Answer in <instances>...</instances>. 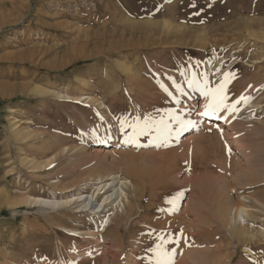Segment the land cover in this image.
Returning a JSON list of instances; mask_svg holds the SVG:
<instances>
[{
  "label": "rangeland",
  "instance_id": "obj_1",
  "mask_svg": "<svg viewBox=\"0 0 264 264\" xmlns=\"http://www.w3.org/2000/svg\"><path fill=\"white\" fill-rule=\"evenodd\" d=\"M263 30L264 0H0V264H264L220 215L264 232ZM100 163L138 182L76 212Z\"/></svg>",
  "mask_w": 264,
  "mask_h": 264
},
{
  "label": "bare ground",
  "instance_id": "obj_2",
  "mask_svg": "<svg viewBox=\"0 0 264 264\" xmlns=\"http://www.w3.org/2000/svg\"><path fill=\"white\" fill-rule=\"evenodd\" d=\"M101 3V2H100ZM170 6V5H169ZM175 7V6H174ZM173 7V8H174ZM177 7V6H176ZM170 8H172V7H170ZM172 8V9H173ZM254 8V7H253ZM30 10V9H29ZM103 10V9H102ZM175 9H173L172 10V12L173 13H177V11L175 12L174 11ZM177 10V9H176ZM129 11V10H128ZM132 11V10H131ZM165 11V10H164ZM167 11H168V9H167ZM251 11H253V10H251ZM130 13H132V12H130ZM178 13H179V11H178ZM159 14H160V12H159ZM163 14H164V12H163ZM173 17H174V14H173ZM129 18H130V16H129ZM129 18H127L128 20H129ZM178 18V17H177ZM185 18V17H184ZM149 19V18H148ZM179 19H181L180 17H179ZM179 19H177L178 21H179ZM143 20V19H142ZM176 19H174V21H175ZM182 20V19H181ZM103 21V20H102ZM153 21V20H152ZM170 21V20H169ZM185 21V20H184ZM192 21V20H191ZM173 22V21H172ZM183 22V21H182ZM176 23H177V21H176ZM120 28V27H119ZM167 29H168V27H167ZM122 30V29H121ZM139 30V29H138ZM264 31V30H263ZM262 31V32H263ZM114 32V31H113ZM257 33V32H256ZM126 35V34H125ZM133 35V32L131 33V36ZM143 37V36H142ZM191 37V36H190ZM132 38V37H131ZM188 38V37H187ZM155 39V38H154ZM176 42V41H175ZM123 43V42H122ZM137 43V42H136ZM128 44H130V42H128ZM129 47V46H128ZM129 72V71H128ZM150 88V87H149ZM36 92V91H35ZM145 99V98H144ZM206 126H216L217 125V123L215 122V118L214 117H211V118H207L206 120ZM211 130H212V128H211ZM215 132V131H214ZM216 133V132H215ZM215 136V135H214ZM212 134L211 135H206L205 136V138H207V140H206V143L209 145V147H212V149H213V147H215V146H217L220 142H218L219 141V139H218V141H216L215 140V138L216 137H214ZM217 136V135H216ZM219 137V136H218ZM223 138V137H222ZM217 139V138H216ZM92 141H94V146H100V145H102L103 143H105L106 141H105V139H103V138H95L94 140H92ZM221 141V140H220ZM191 143V142H190ZM223 145V144H222ZM190 147V149H191V146H189ZM197 148H201V147H197ZM208 148V147H207ZM216 148V147H215ZM226 148V147H225ZM194 149V148H193ZM196 150V149H195ZM202 150H203V146H202V149L199 151V153L200 154H202ZM219 150V149H218ZM190 151V150H189ZM221 151V150H220ZM242 151V150H241ZM191 153L193 152L192 150L190 151ZM213 154H214V157L218 160V165H221V164H225V162H224V159H223V157H222V155H220L219 153L218 154H216V151L213 149V152H212ZM221 153V152H220ZM188 154V153H187ZM190 154V153H189ZM244 154V153H243ZM183 155V154H182ZM246 155V154H245ZM249 154H247L246 156L248 157V169H252L253 167H255V166H257L258 165V163L255 165V161H253L252 162V159H251V157H249L248 156ZM180 157V156H179ZM178 157V158H179ZM228 157V156H227ZM181 158H182V156H181ZM181 158H180V160H181ZM262 158V157H261ZM264 158V157H263ZM212 159H213V157H212ZM247 159V158H246ZM105 161V158L103 159L102 158V161ZM171 160V159H170ZM176 160V159H175ZM180 160H179V162L178 163H180ZM192 160H193V158H192ZM191 160V162H189L190 164H191V167L193 168V161ZM264 160V159H263ZM107 161V160H106ZM114 161V160H113ZM178 161V160H177ZM182 161V160H181ZM257 161V160H256ZM262 161V160H261ZM111 163H112V160L110 161ZM121 162V161H120ZM212 162H214V161H212ZM177 163V164H178ZM102 163H100V164H97V165H94L93 166V168L90 170V172L87 174L89 177H91V176H96L97 177V179H98V181H97V184L95 185L96 186V188L95 189H97V191L95 192V196L93 197V195H88V194H86V195H82V196H80V197H78V199L80 200V202H79V206L77 207V211L76 212H80V213H84V212H90V213H93V214H95V213H98V212H102V211H104V209H106V210H108L107 209V205H115L116 203H120L122 200H123V198L125 199V200H127L128 198H127V189H128V185H132V187H135L133 184H135V183H137L138 181H128L127 179H128V177L126 178H122V177H120V176H118L117 174H113V173H108V175H107V178H103V176H104V174H102L101 173V171H102V165H101ZM108 164V163H107ZM106 164V165H107ZM151 164V163H150ZM175 164V163H174ZM103 165H105L104 164V162H103ZM118 165V164H117ZM173 165V164H172ZM217 165V166H218ZM263 165V164H262ZM109 166V165H108ZM112 165H110V167H111ZM194 166H195V164H194ZM115 168V167H114ZM141 170V169H140ZM151 170V169H150ZM256 170H264L262 167L260 168V167H257L256 168ZM110 171V170H109ZM115 172V171H114ZM142 172H144V171H142ZM146 172V171H145ZM145 174V173H144ZM149 174V173H148ZM250 174V173H249ZM261 174H263V173H261ZM140 175V174H139ZM251 176V175H250ZM135 178V177H134ZM136 179V178H135ZM244 179V178H243ZM242 179V180H243ZM240 182V181H239ZM256 183H258V180H256V179H254V180H251L250 182H247V184H253L254 186H257V187H260V185H258V184H256ZM94 185V184H93ZM230 185V184H229ZM233 185V184H232ZM244 186V185H243ZM253 186V187H254ZM86 188V187H85ZM88 188V187H87ZM246 189V188H245ZM88 190H89V188H88ZM87 191V190H86ZM154 192V191H153ZM223 192V191H222ZM256 192V191H255ZM37 194V193H36ZM100 194L102 195L101 196V199L99 200V201H97L98 200V198L100 197ZM72 195V194H71ZM70 195V197H67V198H65V199H63V200H61L60 198V200L58 199V200H56V199H53V200H50L48 203H50V204H56L57 202L58 203H69L70 201H74V199L76 200L77 199V197H75V198H71L72 196ZM159 196V195H158ZM252 196V195H251ZM66 197V196H65ZM38 199V198H37ZM152 199V198H151ZM158 198H156L155 200H157ZM251 199H252V201L254 202V201H256L257 203H260V206H259V210L260 211H262L263 209H264V195H262V197H257V196H255V195H253L252 197H251ZM145 200V199H144ZM220 200V199H219ZM94 201H96V202H94ZM227 200H225V202H226ZM149 202V201H148ZM154 202V201H153ZM168 202V201H167ZM224 202V203H225ZM250 202V200L249 199H247V197H245V196H242V200L241 201H239L238 200V202H236V203H234L235 205H234V207L231 205V206H229L228 208L226 207L225 208V210L220 214L221 215V218H222V220L223 221H225L227 224H229V225H231V227H230V230L231 231H241L240 232V235H239V237H240V240H239V243H240V245L242 246V243H250L251 242V240H254L255 239V237H258L259 239H261L263 242H264V232H259V233H257V234H255L254 236L253 235H251V234H249V236H247L246 234H247V232L249 233V231L247 230V226H246V223H247V220H248V218L250 219V215H249V212L248 211H250V205L249 204H246V203H249ZM223 203V204H224ZM227 203V202H226ZM229 205V204H228ZM258 205V204H257ZM217 206V205H216ZM226 206V205H225ZM224 207V206H223ZM222 207V208H223ZM167 209V208H166ZM234 210V216H235V218H240V221H242L241 222V224H239V222L238 221H236V220H234L233 221V223H232V221H230L229 219H226V217H227V215H228V213L229 212H231L230 210ZM56 211V210H55ZM259 211V212H260ZM221 212V211H220ZM258 212V213H259ZM263 212V211H262ZM72 213H73V211H72ZM103 213V212H102ZM107 214V213H106ZM261 214V213H260ZM79 215V214H78ZM116 214H114V217H116L115 216ZM219 216V215H218ZM233 216V217H234ZM124 217V216H123ZM256 217V216H255ZM78 218V217H77ZM122 218V217H121ZM68 219V218H67ZM108 223L106 224L107 225V228H109L110 227V225H109V223H111L112 221H113V217H111L110 216V214L108 215ZM68 220H70V219H68ZM72 220V219H71ZM126 220V219H125ZM261 220V219H260ZM75 221V220H74ZM81 221V220H80ZM115 221V220H114ZM113 221V222H114ZM118 221V220H117ZM248 221H250V220H248ZM78 223H79V221H77ZM256 222V221H255ZM258 222V221H257ZM77 223V224H78ZM86 223V222H85ZM85 223H83V224H85ZM249 223V222H248ZM253 224V223H252ZM262 224V223H261ZM263 224H264V222H263ZM262 224V226H264ZM65 225V224H64ZM215 225V224H214ZM75 226V225H74ZM123 226V225H122ZM227 227V226H226ZM73 228V227H72ZM79 227H77V229H78ZM225 228V227H224ZM229 228V227H228ZM227 228V229H228ZM262 228V227H261ZM252 229H254V228H252ZM65 231H67V230H65ZM125 231V230H124ZM48 232V231H47ZM56 232V231H55ZM70 232V231H69ZM218 232H220V231H218ZM230 232V231H229ZM79 234H80V232H79ZM238 234V233H237ZM124 235V234H123ZM122 235V236H123ZM186 235V234H185ZM51 236V235H50ZM235 236V235H234ZM74 237V236H73ZM72 238V237H71ZM70 238V239H71ZM69 238H68V240H70ZM78 240H80L79 239V237L77 238ZM72 240H73V238H72ZM58 241V240H57ZM118 240H116V242H117ZM60 242V241H59ZM76 242H77V240H76ZM123 241H121V243H122ZM257 242V241H256ZM256 242H255V244H256ZM56 243V242H55ZM61 243V242H60ZM73 243V242H72ZM71 243V244H72ZM118 243V242H117ZM234 243V242H233ZM258 243V242H257ZM67 244H69V243H67ZM184 244V243H183ZM235 244V243H234ZM62 245H64V242H63V244ZM74 245V244H73ZM77 245V244H76ZM232 245V244H231ZM249 245V244H248ZM61 246V245H60ZM70 246V245H69ZM116 246H118V245H116ZM152 246H157L156 244H154V245H152ZM159 246V245H158ZM237 246V245H236ZM74 247V246H73ZM235 247V246H234ZM42 248V247H41ZM147 248V247H146ZM153 248V247H152ZM238 248V247H237ZM20 249V248H19ZM65 249V248H64ZM242 249H243V252L245 253L244 255H245V257L247 258H249V256L250 255H253L252 253V249H253V246H252V249H250L249 247H244V246H242ZM257 249V248H256ZM60 250V249H59ZM62 250L63 249H61V252H62ZM66 250V249H65ZM119 250V249H118ZM147 250H149V249H147ZM157 250V249H156ZM252 250V251H251ZM34 251V250H33ZM32 251V252H33ZM67 251H69V250H67ZM121 251V250H120ZM120 251H118V252H120ZM235 251V250H234ZM45 252V251H44ZM56 252V251H55ZM65 252V251H64ZM135 252V251H134ZM150 252H152V251H150ZM46 253V252H45ZM60 253V252H59ZM67 254L69 253V252H66ZM156 253V252H155ZM154 253V254H155ZM229 253H230V251H229ZM18 254V253H17ZM140 254V253H139ZM159 254V253H158ZM56 255V254H55ZM238 255V254H237ZM236 255V256H237ZM243 255V256H244ZM158 256V255H157ZM172 256V255H171ZM189 256V255H188ZM239 256V255H238ZM55 257H57V256H55ZM54 257V258H55ZM148 257V256H147ZM150 257H152V259H153V256H150ZM159 257V256H158ZM242 257V256H241ZM155 258V257H154ZM160 258V257H159ZM172 258V257H171ZM171 258H170V260H171ZM59 259V258H58ZM65 259V258H64ZM67 259V258H66ZM146 259V258H145ZM147 259H149V258H147ZM235 259H237V258H235ZM234 259V260H235ZM153 260H157V258L156 259H153ZM162 260V259H161ZM184 260H187V258L185 259L184 258ZM211 260V259H210ZM164 261V260H163ZM167 261V260H166ZM183 261V260H182ZM187 261H189V259L187 260ZM193 261V260H192ZM233 261V260H232ZM155 262V261H154ZM153 262V263H154ZM186 262V261H185ZM190 262V261H189ZM188 262V263H189ZM194 262V261H193ZM207 262V261H206ZM230 262V261H229ZM235 262V261H234ZM61 263V262H60ZM156 263V262H155ZM181 263V262H180ZM187 263V264H188ZM233 263V262H232ZM179 264V263H178ZM182 264V263H181ZM194 264V263H193ZM202 264V263H201Z\"/></svg>",
  "mask_w": 264,
  "mask_h": 264
},
{
  "label": "built area",
  "instance_id": "obj_3",
  "mask_svg": "<svg viewBox=\"0 0 264 264\" xmlns=\"http://www.w3.org/2000/svg\"><path fill=\"white\" fill-rule=\"evenodd\" d=\"M221 51H222L221 49H217V48L214 49L212 47H210L209 50L207 51V54L209 55V60L211 62L207 68L208 76H212L217 72L213 65L214 63H216V60H217L216 58Z\"/></svg>",
  "mask_w": 264,
  "mask_h": 264
}]
</instances>
